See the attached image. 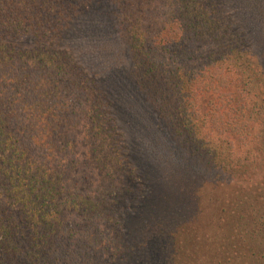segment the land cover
<instances>
[{
	"label": "trees",
	"instance_id": "16d2710c",
	"mask_svg": "<svg viewBox=\"0 0 264 264\" xmlns=\"http://www.w3.org/2000/svg\"><path fill=\"white\" fill-rule=\"evenodd\" d=\"M98 1L187 174L220 205L125 226L142 185L108 97L63 40ZM247 1L264 21V0ZM224 3L0 0V264H264V77Z\"/></svg>",
	"mask_w": 264,
	"mask_h": 264
},
{
	"label": "rangeland",
	"instance_id": "374dc122",
	"mask_svg": "<svg viewBox=\"0 0 264 264\" xmlns=\"http://www.w3.org/2000/svg\"><path fill=\"white\" fill-rule=\"evenodd\" d=\"M224 2L235 25L247 37L264 77L262 13L254 14L247 0ZM96 6L71 23L63 40L88 69L99 90L108 97L125 152L142 185L139 201L126 212L125 226H130L134 218L147 210L209 209L212 202L220 205L219 200L207 192L205 183L195 181L187 174L186 163L176 154L178 146L172 131L144 100L129 76L130 54L112 13L102 1ZM100 11L101 18L98 16ZM80 151L79 156L86 158L87 149ZM172 152L177 157L172 156ZM91 179L94 186L96 176Z\"/></svg>",
	"mask_w": 264,
	"mask_h": 264
}]
</instances>
